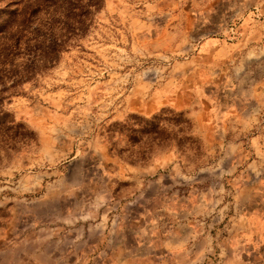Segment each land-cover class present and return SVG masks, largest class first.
<instances>
[{
  "label": "clouds",
  "instance_id": "1",
  "mask_svg": "<svg viewBox=\"0 0 264 264\" xmlns=\"http://www.w3.org/2000/svg\"><path fill=\"white\" fill-rule=\"evenodd\" d=\"M0 264H264V0H0Z\"/></svg>",
  "mask_w": 264,
  "mask_h": 264
}]
</instances>
